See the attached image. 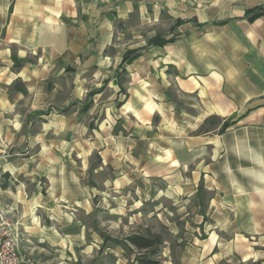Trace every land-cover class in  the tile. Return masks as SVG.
Listing matches in <instances>:
<instances>
[{
  "label": "crops",
  "instance_id": "crops-1",
  "mask_svg": "<svg viewBox=\"0 0 264 264\" xmlns=\"http://www.w3.org/2000/svg\"><path fill=\"white\" fill-rule=\"evenodd\" d=\"M263 6L0 0V210L23 253L84 260L99 193L85 177L109 168L100 193L153 180L208 190L182 264L264 255V12L247 13ZM157 35L168 41L149 44ZM214 116L236 123L201 131Z\"/></svg>",
  "mask_w": 264,
  "mask_h": 264
},
{
  "label": "rangeland",
  "instance_id": "rangeland-1",
  "mask_svg": "<svg viewBox=\"0 0 264 264\" xmlns=\"http://www.w3.org/2000/svg\"><path fill=\"white\" fill-rule=\"evenodd\" d=\"M225 1L219 0V4ZM188 7L192 4H187ZM224 122L214 116L200 130L217 128V132H221ZM98 160L93 155L91 164ZM112 176V170L105 168L98 172L90 170L85 177V183L99 193L92 195L93 209L85 213V259L74 261V264H147L143 262L147 258L157 260L158 264H182L185 248L190 246L195 235L203 234V229H198L200 216L207 223L209 221L208 190L201 184L196 194L189 195L179 192L177 186L153 180L147 190L138 182V188L133 184L127 189L115 190L116 193L110 189L100 193L105 179ZM150 233L162 236L163 242L155 252L139 250L127 240L131 234ZM220 264H264V255L244 261L234 256Z\"/></svg>",
  "mask_w": 264,
  "mask_h": 264
},
{
  "label": "built area",
  "instance_id": "built-area-1",
  "mask_svg": "<svg viewBox=\"0 0 264 264\" xmlns=\"http://www.w3.org/2000/svg\"><path fill=\"white\" fill-rule=\"evenodd\" d=\"M0 109V114H1ZM22 233L18 223H13L0 210V264H38L36 259L20 250Z\"/></svg>",
  "mask_w": 264,
  "mask_h": 264
},
{
  "label": "trees",
  "instance_id": "trees-1",
  "mask_svg": "<svg viewBox=\"0 0 264 264\" xmlns=\"http://www.w3.org/2000/svg\"><path fill=\"white\" fill-rule=\"evenodd\" d=\"M264 12V6L263 7H258L254 9H250L247 11L248 14L252 15L250 16L251 19L254 17L261 15ZM182 22L181 20H178L177 23ZM169 40H173V38H170ZM168 40H165L161 35H157L156 37L152 38L149 40V44H163ZM138 55L137 50H131L128 51L125 56L123 61L130 62L132 61L136 56ZM236 121H231L226 120L222 126L220 131L224 132L228 127L232 126L235 124ZM111 239L115 242H120L119 239L117 238H112ZM127 240L133 244L137 249L139 250H147V249H152L154 252L158 250V247L162 244V236L157 233H150L149 235H142V234H131L127 237ZM145 263L147 264H158V261L155 259H143Z\"/></svg>",
  "mask_w": 264,
  "mask_h": 264
}]
</instances>
